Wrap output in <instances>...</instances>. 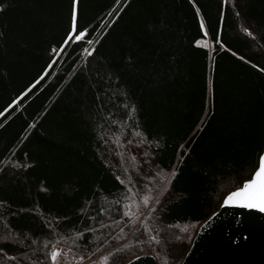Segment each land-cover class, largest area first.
Here are the masks:
<instances>
[{
	"label": "trees",
	"instance_id": "16d2710c",
	"mask_svg": "<svg viewBox=\"0 0 264 264\" xmlns=\"http://www.w3.org/2000/svg\"><path fill=\"white\" fill-rule=\"evenodd\" d=\"M72 9L0 0V264H181L264 148V0Z\"/></svg>",
	"mask_w": 264,
	"mask_h": 264
},
{
	"label": "water",
	"instance_id": "95a60500",
	"mask_svg": "<svg viewBox=\"0 0 264 264\" xmlns=\"http://www.w3.org/2000/svg\"><path fill=\"white\" fill-rule=\"evenodd\" d=\"M124 264L157 262L153 255L141 254ZM181 264H264V210L243 203L225 204L223 199L198 227Z\"/></svg>",
	"mask_w": 264,
	"mask_h": 264
},
{
	"label": "snow or ice",
	"instance_id": "6c2138e0",
	"mask_svg": "<svg viewBox=\"0 0 264 264\" xmlns=\"http://www.w3.org/2000/svg\"><path fill=\"white\" fill-rule=\"evenodd\" d=\"M77 16L76 9V0H73V9H72V20L73 25L75 24ZM203 28V25H201ZM247 31V29H245ZM68 35H72L70 31ZM84 35L83 32H80L76 36V39L79 40ZM200 43V41H197ZM15 103V101H13ZM252 178L245 180L243 187L237 188L235 191L229 192L224 198V203H243L247 207H260L261 210H264V150H261L258 153L257 166L255 171L251 173ZM51 258L55 261L57 258V250L53 249L50 253Z\"/></svg>",
	"mask_w": 264,
	"mask_h": 264
},
{
	"label": "built area",
	"instance_id": "2783aa9c",
	"mask_svg": "<svg viewBox=\"0 0 264 264\" xmlns=\"http://www.w3.org/2000/svg\"><path fill=\"white\" fill-rule=\"evenodd\" d=\"M57 250L56 261L63 264H81V256L70 248H55ZM56 264V263H55Z\"/></svg>",
	"mask_w": 264,
	"mask_h": 264
},
{
	"label": "rangeland",
	"instance_id": "374dc122",
	"mask_svg": "<svg viewBox=\"0 0 264 264\" xmlns=\"http://www.w3.org/2000/svg\"><path fill=\"white\" fill-rule=\"evenodd\" d=\"M96 260V259H95ZM94 264H96V263H94Z\"/></svg>",
	"mask_w": 264,
	"mask_h": 264
}]
</instances>
